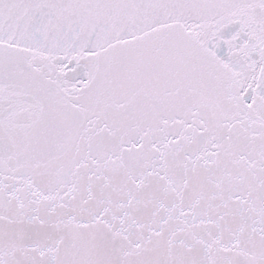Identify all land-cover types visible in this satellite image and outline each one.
<instances>
[{
  "label": "snow or ice",
  "instance_id": "6c2138e0",
  "mask_svg": "<svg viewBox=\"0 0 264 264\" xmlns=\"http://www.w3.org/2000/svg\"><path fill=\"white\" fill-rule=\"evenodd\" d=\"M0 264H264V0H0Z\"/></svg>",
  "mask_w": 264,
  "mask_h": 264
}]
</instances>
